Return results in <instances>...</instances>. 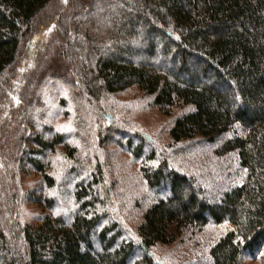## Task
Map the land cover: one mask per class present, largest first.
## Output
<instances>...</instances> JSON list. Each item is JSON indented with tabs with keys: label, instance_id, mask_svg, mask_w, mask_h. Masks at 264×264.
<instances>
[{
	"label": "trees",
	"instance_id": "16d2710c",
	"mask_svg": "<svg viewBox=\"0 0 264 264\" xmlns=\"http://www.w3.org/2000/svg\"><path fill=\"white\" fill-rule=\"evenodd\" d=\"M0 264H264V0H0Z\"/></svg>",
	"mask_w": 264,
	"mask_h": 264
},
{
	"label": "rangeland",
	"instance_id": "374dc122",
	"mask_svg": "<svg viewBox=\"0 0 264 264\" xmlns=\"http://www.w3.org/2000/svg\"><path fill=\"white\" fill-rule=\"evenodd\" d=\"M56 90L57 89H54V88L44 90V92L42 94L44 105L40 106L39 110L36 112V115L39 114V111L41 112V110H43V115H45L47 118L43 121L46 124L51 123V121L53 119L52 125L54 127H56V129H58L59 132L66 131L69 135L68 138L75 137L76 133H78V132H77V130L72 128V126L74 124V120L71 118H68V116H66L67 115L66 111L69 108H67V109L61 108L59 106V104L57 105V104H55V102L53 103V101H55V100H51V94L57 92ZM109 103L112 106L114 105V108L116 109L114 111V113L112 112L113 117L116 120H119L120 122L121 121L122 122H128V123L130 122V123H133V125L136 127H140L142 129L145 128L147 131L158 134V136L161 138V140H163L166 137L164 130L169 123L168 117L166 115L162 114V112L158 111L157 109L151 107L150 104L146 101H143L142 98L134 96V94H132V93L131 94L130 93H124L122 95H118L116 97L110 98ZM121 119H123V120H121ZM162 142L163 141H160L159 143L162 144ZM77 143H78L80 150H82V149L84 150V148L87 147L86 143L83 141L77 142ZM110 150H112L113 153L115 154L113 149H110ZM115 151L120 152L118 149H116ZM200 151H201V149H200ZM119 163H121L120 160H119ZM63 174L64 173H62L61 175H63ZM61 175H58V177ZM225 183H227V184L230 183V179L226 180ZM63 184H64V181L62 179V180H60V188L61 189L63 188ZM123 184L125 185L126 188L130 189V187L135 186L136 184H139V182L133 183L132 181L130 182V181L125 180V181H123ZM141 188H143V187L141 186ZM133 197L135 198V195H133ZM123 200H126V199H123ZM65 203L66 202H65L64 194L60 195V197H58L59 212L65 211L63 208V205ZM26 208H27V210L25 211L26 217L31 218L32 214H34V212H33L34 208L32 206H27ZM30 209H31V211H30ZM135 215H136V212H134V211H128V212L125 211V214L123 215V217H124V221L127 223V225H129V226L132 225L133 220L135 219ZM224 227H226V226H224ZM223 229H225V228H222L221 230H223ZM216 230H218L217 227L211 228L210 233L213 234L214 232H216ZM218 232H219V230H218ZM166 250H169V248L168 249L162 248L160 251L161 254L165 255Z\"/></svg>",
	"mask_w": 264,
	"mask_h": 264
}]
</instances>
